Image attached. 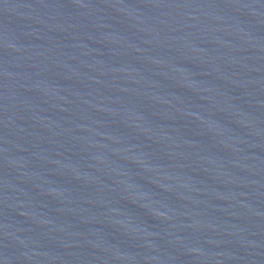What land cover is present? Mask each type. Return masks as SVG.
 <instances>
[{
  "label": "water",
  "instance_id": "water-1",
  "mask_svg": "<svg viewBox=\"0 0 264 264\" xmlns=\"http://www.w3.org/2000/svg\"><path fill=\"white\" fill-rule=\"evenodd\" d=\"M0 264H264V0H0Z\"/></svg>",
  "mask_w": 264,
  "mask_h": 264
}]
</instances>
